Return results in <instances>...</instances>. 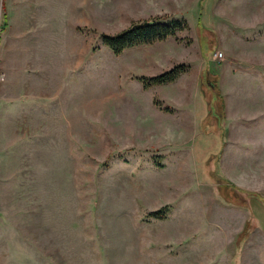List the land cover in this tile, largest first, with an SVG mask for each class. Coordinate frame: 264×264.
<instances>
[{
    "label": "rangeland",
    "instance_id": "1",
    "mask_svg": "<svg viewBox=\"0 0 264 264\" xmlns=\"http://www.w3.org/2000/svg\"><path fill=\"white\" fill-rule=\"evenodd\" d=\"M0 264H264V0H0Z\"/></svg>",
    "mask_w": 264,
    "mask_h": 264
},
{
    "label": "trees",
    "instance_id": "2",
    "mask_svg": "<svg viewBox=\"0 0 264 264\" xmlns=\"http://www.w3.org/2000/svg\"><path fill=\"white\" fill-rule=\"evenodd\" d=\"M198 6L202 5L199 1ZM186 24L182 19L163 20L159 17L148 18L131 22L127 28L121 30L114 35H101L99 37L101 45L108 48L113 55H119L124 50L138 47L148 46L166 40L169 37L175 36L177 32L185 30ZM188 70V66L183 63L173 65L171 68L156 74L154 76H136L134 79L139 82L141 88L146 90L154 86H161L174 83L178 77ZM207 76V74L205 73ZM157 105L156 102H153ZM163 111H168V108H163ZM214 172H209L211 176ZM213 179V178H212ZM217 181H220L217 178ZM216 182V181H215ZM248 196H256L255 193L239 190ZM258 197V196H256ZM166 208H161L157 211L148 213L146 216L152 219L161 220Z\"/></svg>",
    "mask_w": 264,
    "mask_h": 264
},
{
    "label": "crops",
    "instance_id": "3",
    "mask_svg": "<svg viewBox=\"0 0 264 264\" xmlns=\"http://www.w3.org/2000/svg\"><path fill=\"white\" fill-rule=\"evenodd\" d=\"M194 61L196 62L197 59L196 60L194 59ZM194 68H195L194 66H190L189 69L185 73L181 74L174 83H177L178 86L180 85V87L181 86L186 87L187 85H189L187 88H185L186 89L185 90V95L187 94V91L189 92L191 90V86L193 85L195 87L196 91L192 92V94H193L192 96L195 95L197 97L199 95V91L197 89L198 88V86H197V82L198 81H197V74H196ZM174 83H171V84H174ZM190 104H191V98H189V100H188V98H186V103L183 104V105H184L185 111L188 112V113L191 112V105Z\"/></svg>",
    "mask_w": 264,
    "mask_h": 264
},
{
    "label": "built area",
    "instance_id": "4",
    "mask_svg": "<svg viewBox=\"0 0 264 264\" xmlns=\"http://www.w3.org/2000/svg\"><path fill=\"white\" fill-rule=\"evenodd\" d=\"M214 58L218 61H221L223 58V55L221 53H215Z\"/></svg>",
    "mask_w": 264,
    "mask_h": 264
}]
</instances>
